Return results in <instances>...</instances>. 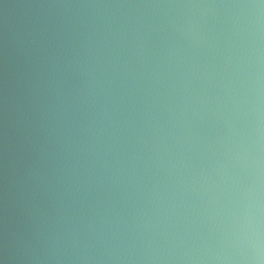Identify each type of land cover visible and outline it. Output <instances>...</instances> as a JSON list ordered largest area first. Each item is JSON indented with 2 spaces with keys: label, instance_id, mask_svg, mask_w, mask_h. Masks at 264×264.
Masks as SVG:
<instances>
[{
  "label": "water",
  "instance_id": "1",
  "mask_svg": "<svg viewBox=\"0 0 264 264\" xmlns=\"http://www.w3.org/2000/svg\"><path fill=\"white\" fill-rule=\"evenodd\" d=\"M0 264H264V0H0Z\"/></svg>",
  "mask_w": 264,
  "mask_h": 264
}]
</instances>
